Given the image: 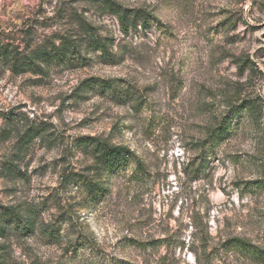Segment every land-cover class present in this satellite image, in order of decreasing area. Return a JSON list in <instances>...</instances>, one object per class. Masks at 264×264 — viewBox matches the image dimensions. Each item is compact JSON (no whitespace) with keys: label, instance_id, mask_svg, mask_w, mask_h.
Returning <instances> with one entry per match:
<instances>
[{"label":"rangeland","instance_id":"374dc122","mask_svg":"<svg viewBox=\"0 0 264 264\" xmlns=\"http://www.w3.org/2000/svg\"><path fill=\"white\" fill-rule=\"evenodd\" d=\"M115 1L149 12L152 26L126 33L96 0H0V42L20 53L92 26L116 54L83 47L43 71L0 58V215L35 221L34 233L0 236V264H254L222 245L242 237L264 248V188L249 183L264 184V0ZM88 79L118 89L87 91ZM31 127L43 133L20 148ZM85 136L135 156L103 176L98 200L67 181L100 176L77 146Z\"/></svg>","mask_w":264,"mask_h":264},{"label":"trees","instance_id":"16d2710c","mask_svg":"<svg viewBox=\"0 0 264 264\" xmlns=\"http://www.w3.org/2000/svg\"><path fill=\"white\" fill-rule=\"evenodd\" d=\"M101 1L102 5L110 9L115 13L120 21V25L124 32L128 33L132 29H136L138 24L142 25V28L148 29L152 26L150 19L151 14L142 9H130L122 6L115 0H96ZM158 22L160 19L154 18ZM92 26L84 27L85 32L82 35L73 37H63L61 42H53L52 44H37L29 54H23L18 52L16 47H12L8 43L0 42V58L12 63L14 69L23 71L29 67H36L43 71L44 64L51 63L67 64L72 61L73 55L78 53L81 55L83 47L86 49H93L94 51H100V57L104 60L114 61L116 54L111 51L112 38L98 36L92 31ZM80 58H82L80 56ZM42 63V64H41ZM85 90L95 89L99 87L103 90L115 91L118 88L110 82H106L102 79H88L84 83ZM129 92V91H128ZM126 91L119 92L120 95L125 97ZM116 93V91H115ZM253 106H249L252 108ZM256 107V106H254ZM257 108V107H256ZM258 110V108H257ZM259 113H262L260 110ZM231 117L223 121L218 128L211 134V141L214 144L219 143L225 139L231 132L232 125ZM43 133V129L31 127L25 135L21 138L20 148L27 147L35 137L40 136ZM77 146L83 147L88 151L96 160L99 165V177H87L79 174L72 173L68 176V182L81 183L84 186L88 198L91 200H98L104 194L106 186L103 180L104 177H111L117 172L125 168L128 163L135 159L134 152L125 145H114L109 140L98 136H85L79 138ZM137 165L139 170L143 171V166L140 160L137 159ZM256 172L264 176V163L255 164ZM259 165V166H258ZM15 171V170H14ZM264 180V179H263ZM254 187L264 188V184L260 181L249 182ZM15 227L18 229L20 235L34 233L35 221L32 214L25 218L23 215L13 208H7L0 215V236L5 237ZM45 233L51 239L57 238L55 229H46ZM59 233V232H57ZM223 251L226 253L229 251L240 252L248 260L254 264H264V248L252 243L251 241L242 237H232L226 240L222 245ZM215 252H210L209 257L213 258Z\"/></svg>","mask_w":264,"mask_h":264}]
</instances>
